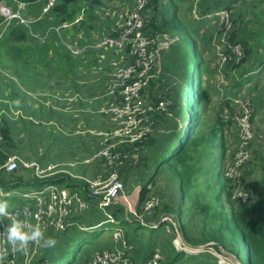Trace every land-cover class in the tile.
Here are the masks:
<instances>
[{
	"label": "trees",
	"instance_id": "16d2710c",
	"mask_svg": "<svg viewBox=\"0 0 264 264\" xmlns=\"http://www.w3.org/2000/svg\"><path fill=\"white\" fill-rule=\"evenodd\" d=\"M4 1L13 9H15L16 1L23 3L24 8L22 13L27 19H30L31 22L29 26L20 24L16 21H13L8 27H4L3 24H0L1 59L8 61L10 64L12 63L16 66L20 64L22 66H26L27 68H29L30 65L21 64L23 58H32L34 62L39 60L40 64H37L36 68L39 70L43 67L40 75L48 76L51 73V69V71L54 72L55 77L58 79V82L61 78H58L59 75L64 74L63 77L67 78L66 71L73 70L74 73V70L81 66L84 67L86 63H90L88 61L89 58L96 63L99 57L98 54L101 53L99 50L90 49L87 53L82 54L79 59H76L70 55L64 41L66 40V43H68L74 37L78 38L82 33H84L82 34V38L83 36L90 37V32L93 31L94 28H97L98 31H102L103 28L106 27V30H108L109 23L113 25L114 19L118 17L119 12L123 13L122 11H124V9L129 10L136 4V0H56L49 10L42 14V6L46 0ZM166 1L169 2L170 5L167 4L163 8ZM171 1L173 2V0ZM171 1L147 0L145 5L140 10L143 18V26L141 28L142 32L148 37L155 38V42L151 44L149 50L153 52V54H156V57L153 65L151 64L148 69L149 76L145 90L149 101L154 106L161 99L172 102L169 88L173 84L171 83L170 86L167 84L169 77L163 69L175 66L179 59L177 73L186 77V86L183 89L185 107L178 112L175 111L173 114L171 105L168 104L166 111L170 114L167 115V119L164 118L165 115H162L163 113H166V111L155 110L151 116L154 120V126L156 125L157 127L153 136L150 134L142 141L126 148L129 154H137L138 159L145 160L146 165L143 166L150 167L155 165V169L147 176V178L141 179L142 184L140 185L137 204L134 208L132 218H129L127 214H124V211L127 210L124 205L122 206L121 204H117L116 208L111 212L112 216L118 221V223H131L130 225L136 223L133 226L134 228L122 231V237L127 247L124 250L125 255L128 257L130 264H146L152 258V253L155 247L158 248L159 251H162V248L159 247L160 244L154 243L153 240L156 239V237L161 238L164 237V235H170L169 232L168 234H165L166 230L164 228V224H159L155 227V229H153L151 226L153 224V222H151L152 220L145 221V224H143V220H141L138 216V214L144 212L145 203L150 198L147 195L154 175L158 172V168L162 169L161 166L165 165L166 170L170 175V179L178 180V188L181 192L182 198L188 197L192 199V195L198 189V180L196 179V176L199 172L204 174L202 176L204 182L201 183V185L206 189L208 197L204 201L196 199V201L189 205L190 209L195 208L194 204L197 205L196 208L202 216V227L208 225V227L203 230L204 236L202 237V243L206 244L210 241L214 242L212 247H214L217 251L221 248L227 251V253L234 256L235 260L238 259L240 264H243L244 262V259L241 258V256L242 251L245 249L248 257L247 264H264V158L261 157L255 149L252 151V155H250L252 157H250L247 161L248 170L246 173H251L257 166H260L262 170L259 174V178L256 180L257 195L254 198L249 199L245 205H237L233 199L232 190L234 182L231 183V180L234 181V179H230L226 176L224 179L221 178V176L224 177V175L223 172H221V169H219V171H217L218 178L216 180L215 176L208 175V165L201 164V161L207 157V154H209L212 149H220V153L224 157L225 152H223L224 142L222 139V131L225 123L218 119L216 122H212V124L207 125L203 130H200L202 117V107L200 104L202 101L207 102L209 100L208 91L198 86L202 79V71L200 67L202 58L198 50L196 42L197 39L191 31L192 26L189 20L185 18L187 14L185 12L179 13L177 6H179L180 3H171ZM239 1L242 0H236L234 3H238ZM202 3L203 2H200V4ZM232 4V2L228 4L226 0H216L213 5H209L204 12L199 11V13H202L199 15L212 13L219 8L229 10L232 7ZM110 5L114 7L113 10H110ZM165 9H171L170 13H166ZM262 14V10L258 12L259 21L257 26L258 28L256 27L257 29H251L247 33L241 34L238 38H235V32H233L236 29L237 20L235 17L233 27L230 31V43H238L243 48V54L239 60L234 62L231 60L235 58V56L232 52H230L232 58L227 60L224 66L230 63L232 65L236 64L239 66V64H242V67L244 66L246 59L244 57V53H246L245 56H249V52L251 51L247 40L249 37L256 39L262 45L260 48H263L257 60L250 64L251 66L238 72V78L235 82L238 87L246 80L248 75L256 69L254 68L256 65L264 64V22L262 24ZM1 22L2 17L0 16V23ZM55 28H58V30H55ZM46 31H48L49 34L46 39L41 41L38 45L34 34H39L41 36L46 34ZM116 32L117 30L111 32V34L114 35ZM107 33H109V31ZM165 34H171V37H175V39L167 47L160 48L159 40L163 39ZM84 41L85 40H82L80 43L82 44ZM46 52L47 54L48 52H51V56L46 55ZM176 52H178L179 55V58L177 59L175 56ZM61 56L66 57L67 62H69L67 68H64V65L61 66L62 63L58 62V59ZM132 60L134 61V58H132ZM78 62H82L83 64L79 65ZM1 64L2 63H0V65ZM19 75L20 73L16 72L15 77L9 80L11 84L9 83L3 85L0 81V96H2V99L5 96H11L14 94L16 87L14 82ZM33 75L37 77L39 76V74L34 71L29 79L30 81L35 80ZM105 79H107V75L105 76ZM21 83L26 86V83L22 81ZM165 86L168 87L164 88ZM6 87L9 88V92L5 91ZM89 93L92 94L93 91H90ZM243 95L250 97L247 93ZM1 101L4 102V100ZM2 106H4V104L0 103L1 108ZM176 114H179V117L184 119V125L180 124L181 129L179 130L178 128L177 134L171 137L169 142L160 151L159 155H153V151L149 154L146 153L148 150L153 148L154 145H156V142L160 137V129L162 130L163 126L166 124V120H174L176 118ZM10 121H12L11 118L6 116V114L0 115V191L2 193H9L13 190H23L26 186L39 187L44 184V182L48 181L40 179H27L24 178V173L22 174L16 169L6 170L3 167V163L6 161L8 155L12 152H16L18 149L16 141H14L15 130H23L21 123L17 126L15 124L17 122ZM10 124L13 126V133L11 132ZM32 126H34V122L32 120L27 121L26 127L28 128ZM41 130L45 133L49 131L45 129L44 125H41ZM145 149L146 152L143 153ZM168 150L169 152L167 153ZM146 157L148 158L146 159ZM156 158H159L157 163ZM231 158L232 157L230 156L227 162L230 161ZM137 164L133 165L132 161L128 158L126 159V157L121 158V165L118 169L120 176L123 179L124 177L125 179L132 177V173L136 171ZM127 181H129V179H127ZM57 182L65 185H70L71 183L75 189L79 185L77 182H70L64 177H58ZM19 185L24 186L20 189ZM79 190L81 189L79 188ZM80 192L83 193V191ZM83 195L86 199H89V197L84 193ZM0 200H6L8 205H10L11 203L19 202V196L15 193L8 195L2 194L0 195ZM112 206L113 205L109 207ZM153 208L157 211L156 207ZM163 209H165L163 210V213H172V215H174L171 211L172 209H170V212H167L169 211V206L164 205ZM94 216L95 218L91 220L93 223L89 224L88 221L83 224V226H93L103 219L101 214ZM159 216L155 217L154 220H157ZM79 218L86 220V213L78 215L75 217V220L78 222ZM141 226L151 227L153 229V231H151L148 235L147 245L144 248H138L139 240L137 239V236L139 234L137 233V229ZM71 227H74L76 231L84 233L81 231L83 229L78 228L76 225H72ZM102 229L103 228H96L89 233L94 231L100 233ZM171 230H173V228H171ZM156 231H158V236H155ZM97 233H95L94 236H96ZM85 235L86 236H82L81 238L72 239L59 237V242H57L52 248L54 250H51L52 253L48 256L49 258H46L47 255L42 256V258L40 260H36L34 264L76 263L78 250L73 245L74 251H72V255L70 256V245L77 242L78 247L83 242L91 243V241H88L89 238H92L93 242L94 238L91 237V234L88 236L87 234ZM114 244L115 241L113 238H111L110 242H106L108 248H112ZM170 246L173 249L174 246L172 244ZM102 248L104 247H93L88 259V264L90 263L93 252ZM57 249L59 250L58 252H56ZM141 249H147V253L139 257L137 255V251H140ZM169 253L170 252H167L166 259H163V263L165 264H175L177 262V258H179L178 256L182 254V252L177 251L173 257H170ZM43 261H45V263ZM211 262L213 264H221L218 263L216 259H209L207 263L202 262L201 264H209ZM159 264H162V259L159 260Z\"/></svg>",
	"mask_w": 264,
	"mask_h": 264
},
{
	"label": "rangeland",
	"instance_id": "374dc122",
	"mask_svg": "<svg viewBox=\"0 0 264 264\" xmlns=\"http://www.w3.org/2000/svg\"><path fill=\"white\" fill-rule=\"evenodd\" d=\"M169 1V0H168ZM171 1V0H170ZM216 0H173V2H179V13H186V19L189 20L191 24V31L193 32L194 37L197 39V46L198 50L201 54L202 63L200 65L201 71H202V79L200 81V84L198 85L200 88L206 89L209 94V100L207 102L202 101L200 106L202 107V117H201V123H200V130H203L207 125L212 124V122H216L218 119L222 120L225 125L222 131V139L224 142V150L225 152L224 157L220 153V149H212L209 154H207V157H205L201 164L208 165V175L209 176H215V179L218 178L217 170L218 167H221L220 164L224 163L221 168V172H223L226 164L228 163L227 160L230 158V156L233 158L234 153L236 151V143H237V137L235 135L234 130L228 126V124L231 123L230 121V106H229V99L230 94L233 90V84L236 82L238 78V72L242 69H245L252 64L254 61L257 60L259 54L262 52L263 48H260L262 45L253 37H249L251 39L248 40V45L251 48V51L249 52V56H245L246 53H244L245 62L244 66L242 67V64H239L237 66L236 64L232 65L231 63L224 66L225 62H221L220 60L216 61V57H225V60H228L230 58V52H233L236 50V45H229L230 41V31L233 27V22L236 17V29L234 33L235 38H238L241 34H245L251 29H257L258 27V12L262 10V24L264 22V0H242L238 3L236 0H226L228 4L231 2L232 7L227 10V22L225 21H219V16L211 15L210 17H207L205 19V15H199L202 13H199V11L204 12L209 5H213V3ZM171 1V3H173ZM200 2H203L200 4ZM209 2V4H208ZM170 3L165 2V5H163V8ZM205 4V5H203ZM110 10H113V6H109ZM166 10V9H165ZM171 9H167L166 13H170ZM215 17V18H212ZM212 18V19H211ZM218 18V19H217ZM202 21V22H200ZM257 27V28H256ZM243 31V33H242ZM232 32V33H233ZM174 38L171 37V34L167 35V38H164L162 41V44H170ZM37 44L41 43L40 38L36 37ZM241 48V56L243 54V48ZM176 51V50H175ZM179 52V51H178ZM178 52H176L175 56L176 59L179 58ZM79 56V55H77ZM76 56V57H77ZM240 56V57H241ZM171 57V55H170ZM243 59V58H242ZM236 57L233 58L231 61L236 62ZM34 60H31V65L29 68L22 65H15L10 64L6 60H2L0 57V81L3 85L9 84V80L11 78L15 77L16 72H19L20 75L15 79V92L11 96H5L2 99V96H0V103L4 104L2 108L0 107V115L6 114L8 117H14L21 113H24L25 110H35L36 108L43 107L44 109H50L54 111L53 115L55 117V120L49 121L45 118H43L39 114L33 115L34 126L32 127H26L27 121L22 119V127L23 129H26L24 135L20 133V130H15L14 135V141H16V144L18 146V149L16 150L17 155L20 156L22 159L28 160L29 158L33 159H41L40 156L43 158L47 156L50 161H60L56 159H68L70 157L75 156L77 152V143L81 147H83L84 151H86V154L77 156V158H80L81 156L84 157L85 155L89 154L88 151L96 150L99 147L102 146V137L98 134H96L99 131L107 130L109 127L106 125L99 127V124L101 122V118L98 116L97 118L94 117L91 121L92 125L97 128V131L94 134L87 132L84 134L82 130L80 129L79 123L77 122V130L80 132L83 137L80 139L76 137L75 130L74 129H68L75 127V119H72L71 121H66V127L62 126L61 122L56 120L58 116L55 112L60 111L59 107L61 105L59 103L61 102H69L71 100H79V94L82 93H88L89 91H93L92 96L96 100V107L102 108L103 106L98 105L99 100L106 99L108 95V91L111 88V84L108 88L105 87V84L107 82V79H105L104 74L105 70L107 69L108 65H110V61H107V58H104L103 61H99L95 68H90L88 66H81L78 69L72 71H66L67 78V84H63L64 86H60V82H58L57 78L54 75V72L50 73L48 76H41V72L43 70V67L41 69H37L36 65L40 64L39 60H36L33 63ZM88 61L91 63L93 60L91 58L88 59ZM59 62V61H58ZM178 61L176 62L175 66L173 67H167L164 68L163 71L168 75L169 79L167 80V84L170 86L171 83L173 85L169 88V93L171 97V101H167V105H171L173 114L178 112L179 110L183 109L185 107V97L183 95V89L186 86V77L181 74L177 73L178 69ZM46 64V63H44ZM80 65V64H79ZM264 64L262 65H256L254 68H256L248 77L246 80L238 87L237 92H241L243 94L250 92L251 89H255V93L253 94L256 98L250 97L253 102V113L251 116V124H252V131H253V139L249 141L250 147V155H252V151L256 149V151L260 154L261 157L264 158ZM45 70V65H44ZM36 71L39 76H35L34 81H30V77L33 74V72ZM195 75V74H194ZM63 77L64 74L59 75L58 78ZM196 79V77H195ZM22 82L26 83V86L23 85ZM30 81V82H29ZM85 82H91L93 84V88L86 89V88H80L79 84L85 83ZM11 84V83H10ZM10 87V86H8ZM6 87L5 91L9 92V88ZM168 86H165L164 88H167ZM77 88V89H75ZM163 88V89H164ZM31 89L39 91V93H35L34 91H31ZM208 89V90H207ZM195 90V89H194ZM31 91V92H30ZM258 91L259 94L256 93ZM235 95V94H234ZM252 96V95H251ZM6 99H9L10 102L6 101ZM1 100H4L2 102ZM16 106V107H15ZM20 106V107H17ZM71 107V106H66ZM10 109V110H9ZM41 112V111H40ZM73 112V111H71ZM154 112L151 113V116ZM60 114V113H59ZM75 116H78V120L81 117V112L76 115L74 111ZM170 114L166 111V113H163L162 115H165L164 118L167 119V115ZM49 116V115H48ZM53 117V118H54ZM47 118V117H46ZM229 121L227 124L226 121ZM13 122V121H10ZM184 123V119L179 117V114H176V118L174 120H166V124L163 126L162 130L160 129V137L158 138V141L156 142V145L153 146L150 150L146 152V149L143 151V153H150L153 151L154 154L160 153V151L165 147V145L169 142L171 137L173 135L177 134L178 128H180V124ZM17 126H19L18 123H15ZM57 127H55V125ZM11 125V124H10ZM41 125L45 126L46 130H51V134L44 133L41 131ZM54 127H51V126ZM184 125V124H183ZM228 126V127H227ZM183 127V126H182ZM152 130L150 129V123H147V129L149 134L153 136L154 131L156 132V125L154 126V120H152L151 125ZM39 130V131H38ZM11 132L13 133V126L11 125ZM66 133V134H63ZM147 134V135H149ZM146 135V136H147ZM75 136L74 141H70L72 137ZM95 138H94V137ZM83 143L86 144V147L89 150H85V147ZM218 146V145H217ZM134 156V161H132L133 165H136V171L132 173V178H134L135 181L140 179V182L137 181L136 184L141 183V179L147 178V176L155 169L154 166L146 167L143 165H146V162L144 159H138L137 154H132ZM248 157L247 161L250 159V156ZM148 157H146L147 159ZM219 158V159H218ZM226 159V161H225ZM159 158H156V163ZM224 161V162H223ZM247 161L243 166H240L241 168L239 175L235 174L234 181L231 180V183L234 182L233 186V199L236 202L237 205H245L249 199L254 198L257 195V182L256 180L259 178V174L261 172V167L257 166L254 171L251 173H246L247 169ZM18 167V166H16ZM162 169L158 168V172L154 175L152 179V184L149 187L148 195L150 198H153L154 200V206L156 207L157 211L154 210V208L148 207V210L144 209V212L141 214H138L139 218L143 220V224L145 221L154 222V218L159 216L160 214H168V217L170 219L169 223L164 225V228L166 230L165 234L170 233L172 236H166L164 237H156V239L153 240L154 243H159V247L162 248V251L158 254L157 264H159V260L166 259L167 252H170V257H173L174 254L177 251L182 252L177 258V262L175 264H201L207 263L209 259L211 260H223L222 254L226 257V260L228 264H240L238 259L235 260L234 256L230 253H227V251L223 250L222 248L217 251L214 247L213 250L211 248L205 249L203 248L204 243H202V237L204 228H207L208 225L205 227H202V216L198 212L196 208V204H194V209H190V204H192L196 199L204 201L207 199V192L206 189L201 185L203 183V175L201 172H199L196 176V179L198 180V189L195 191V193L192 195L191 198H182L181 192L179 190L178 186V180H171L170 175L168 171L166 170L165 165L161 166ZM99 168H101V165L95 162H91L90 164H80L77 168H74L73 171L77 174L81 173L88 177H93L97 174H99L101 171H99ZM264 171V169H263ZM146 172V173H144ZM20 173L23 174V169H20ZM25 175L24 178L27 179H35L33 178L29 173L24 172ZM224 174L227 175V173L224 172ZM221 178H225L221 176ZM124 183V193L127 195L126 201L127 203L130 202L132 205V208L127 209V211H124V214H127L129 218L133 217V210L137 204V198H138V191H139V185L135 184H127L125 181V177L120 178ZM231 179V178H230ZM171 181L177 182L176 184L171 185ZM236 182V187H235ZM126 183V185H125ZM20 189L24 185H19ZM34 187L32 186H26L24 189L31 190ZM19 190L16 191V194H19ZM0 195H2V192L0 191ZM81 195V194H79ZM125 195V196H126ZM129 195V196H128ZM242 196V198L240 197ZM123 198L124 196L119 197V200L117 203L113 204L112 207L107 208V212L105 210V213L100 210L97 207V201L91 203V206L88 210L82 212L86 213L87 219L79 218L78 224L83 225L89 221V224L93 223L91 220L95 218L94 215L101 214L102 218L105 216V214H110L115 208L117 204H121L123 206ZM6 201V200H4ZM167 205L169 206V211L172 213H163L165 209H163V206ZM74 213V212H73ZM112 214V213H111ZM131 222V221H129ZM136 222V221H134ZM208 223V222H207ZM105 223L103 225H99L96 228H103L100 233H97L96 236H94V232L89 233L92 230H95L96 228H83L84 233L76 231L74 227L69 226L66 229V232L62 235L57 234L56 236H52L54 234V230L52 228H47L44 230L45 236L53 237L56 240V243L59 242L58 238L65 237L68 238H81L82 236H86L85 234L90 235L94 238L92 242V238H89L88 241H91V243H82L77 247V242L75 244L70 245L71 251L70 256L72 255V251H74V246L78 250L77 257H76V263L73 264H88V259L91 254V250L94 246H103L104 248H108L106 245V242H110L111 238L115 239L114 230L119 228L121 231H124L125 229L134 228L133 226L136 223ZM211 225L210 223H208ZM173 228V230H171ZM72 229V230H71ZM155 229V226L153 227ZM151 227L141 226L138 227L137 233L139 234L137 236L138 241V248H144L147 245V238L148 235L153 231ZM158 231L155 232V236H158ZM89 233V234H88ZM189 246H200V251L198 253L192 254L188 253L183 250H177L179 249L176 246V241L179 240L181 243L184 244V242ZM81 242V241H80ZM206 243V242H205ZM173 245V249L170 245ZM184 244V246L187 247V245ZM206 244H209L213 246L214 242H207ZM74 245V246H73ZM51 248H41L37 243H29V245L24 250H18L16 249V261L18 264H34L36 260H40L42 256H46V258L52 253L51 250H54ZM175 249V250H174ZM158 250V248H154V252ZM177 250V251H176ZM59 250L57 249L56 252ZM46 253V254H45ZM147 253V249H141L140 251H137V255L140 257L141 255H144ZM213 253H219L220 256H216ZM49 258V257H48ZM241 258L244 259L243 264H247V252L244 249L242 251ZM246 261V262H245ZM45 263V261H43ZM209 264H213L212 262Z\"/></svg>",
	"mask_w": 264,
	"mask_h": 264
},
{
	"label": "built area",
	"instance_id": "2783aa9c",
	"mask_svg": "<svg viewBox=\"0 0 264 264\" xmlns=\"http://www.w3.org/2000/svg\"><path fill=\"white\" fill-rule=\"evenodd\" d=\"M56 0H46L42 6V14L46 13ZM147 0H136L133 8L127 10L122 17V26L117 30V34H104L101 38L92 44L68 45L69 53L77 56L90 49L99 50L106 47L116 49L122 57L117 62L116 71L113 75L111 88L108 91L109 97L113 98V103L109 106H103L100 112L110 116V127L107 130L99 131L96 134L102 137V146L84 157L68 161H41V159L29 158L28 160L20 158L17 153L12 152L8 155L3 167L6 170L16 169L23 173H29L33 178L48 180L39 187L31 190H19V202L11 203L8 208V215L0 217V229L11 223L12 220L19 219L25 224V227L37 225L44 231L47 228L54 230V235L62 234L69 226L76 225L78 228H96L105 223H116L117 220L112 214H105L103 219L93 226L79 225L75 217L89 209L91 203L97 201V207L105 213L107 208L118 202L119 197L124 196L123 205L132 208L130 202L127 203L124 193V183L120 179L119 166L121 158L126 157L134 161V156L129 154L126 148L137 142L142 141L149 134L147 123L152 125L151 113L155 110L166 111L167 100L161 99L154 106L148 99L145 90L148 80V69L155 61L156 54L149 50L155 38L146 36L141 28L143 18L140 10ZM24 4L16 1L15 9L8 5L4 0H0V16L4 27H8L13 21L29 26L31 20L27 19L22 11ZM219 16V21L227 22V10L219 8L218 10L205 14V18L211 15ZM58 30V28H56ZM159 40V47H167L169 44H162L164 38ZM175 39V37H173ZM173 39V40H174ZM172 40V41H173ZM236 50L233 55L239 59L241 56V46L236 44ZM134 58V61L132 58ZM232 58L230 54V60ZM225 57H217V61L225 62ZM264 67V66H263ZM230 121H226L237 137V147L233 158L226 164L224 176L234 179L235 174L239 175L249 155V141L253 139L251 116L254 110L253 102L250 97H246L241 92L231 95L229 99ZM227 126V127H228ZM147 135V136H146ZM150 135V134H149ZM129 154V156H128ZM95 162L101 165L99 174L88 177L81 173L73 171L80 164H90ZM18 166V167H16ZM58 177H64L70 182H77L79 185H65L57 182ZM236 187V182H235ZM79 188L81 190H79ZM18 191V190H17ZM80 191L89 197L86 199ZM16 194V190L4 195ZM81 194V195H79ZM242 198V196H240ZM155 207L153 198H149L144 206ZM74 212V213H73ZM134 212V210H133ZM170 221L168 214H161L152 227L159 224H168ZM145 224V223H144ZM100 227V226H99ZM114 241L118 246L111 248H102L94 251L91 264H130L128 257L125 255L126 243L122 237V231L117 228L113 231ZM180 240L181 237H179ZM183 241V240H182ZM184 242V241H183ZM177 250H183L188 253H198L200 246H189L185 242L184 246L179 240L176 241ZM203 248H212L211 245L205 244ZM26 249V248H25ZM24 249V250H25ZM16 248L10 246L2 234H0V264H18L16 261ZM159 250L153 251L152 258L146 264H157ZM217 257L221 254L213 253ZM223 260L218 263L228 264L226 257L222 254ZM219 258V257H218Z\"/></svg>",
	"mask_w": 264,
	"mask_h": 264
},
{
	"label": "crops",
	"instance_id": "0c3cea01",
	"mask_svg": "<svg viewBox=\"0 0 264 264\" xmlns=\"http://www.w3.org/2000/svg\"><path fill=\"white\" fill-rule=\"evenodd\" d=\"M126 10H128V9H124V11H122L123 13H121V12H119V14H118V17L116 18V19H114V22H113V25L112 24H110L109 23V25H108V30H106L107 28L106 27H104L103 28V30L101 31H98V29L97 28H94V30L93 31H91L90 32V37H88V36H83V38H82V34H84V33H82L78 38H73L71 41H69L68 43H66L67 41L65 40L64 41V43H65V45L66 46H68V45H71V46H75V45H82L80 42L82 41V40H85L83 43H85V44H92L94 41H96V40H98L99 38H101L104 34H111V32H113V31H115V30H119L120 28H121V26H122V17H123V14H124V12L126 11ZM114 13H117V12H114ZM55 30H57L56 28H55ZM109 31V33H107ZM115 33V32H114ZM49 34V32L48 31H46V34H43V35H39V34H34V36L35 37H38V38H40V40L41 41H43V40H45L46 39V37H47V35ZM117 34V33H116ZM116 34H111L112 36H115ZM89 51V50H88ZM88 51H86V52H83L82 54H85V53H87ZM98 51V50H97ZM99 51H101V53L100 54H98L99 55V57H98V60H97V62L95 63V62H92V63H86V65L85 66H88V67H90V68H95L96 67V65L98 64V62L99 61H103L104 60V58H107V61H109V60H111L110 61V65H108V67H107V69L105 70V74H104V77L107 75V82H106V84H105V87L106 88H108L109 86H110V84H111V81H112V78H113V75H114V73H115V71H116V65H117V62L120 60V58L122 57V54H119V52L116 50V49H114V48H112V47H106V48H102V49H99ZM82 54H80L79 56H73V55H71V56H73L74 58H76V59H79L80 58V56L82 55ZM46 55H48V56H51V52H48V54H47V52H46ZM31 60H33L32 58L30 59H24L23 58V60H22V62H21V64H24V65H31ZM58 61L59 62H61L62 64H61V66H63L64 68L66 67L67 68V66H68V63L69 62H67V60H66V57H63V56H61L59 59H58ZM218 62V61H217ZM33 63H34V61H33ZM55 63V62H54ZM78 64H83L82 62H78ZM20 65V64H19ZM219 65V64H218ZM53 67H54V64H53ZM50 72L52 73L53 71H51V69H50ZM251 74V73H250ZM249 74V75H250ZM66 78H64V77H62L61 76V78L59 79V82L61 83V84H59L60 86H64L63 84H67V80H65ZM77 86H79L80 88H86L87 90L88 89H91V88H93L94 86H93V84H91V82L89 83V82H85V83H81V84H79V85H77ZM233 90H232V92H231V94H230V96L231 95H234V94H236L237 93V91H238V86H236V83H234L233 84ZM75 89H77V88H75ZM31 91H34L35 93H39V91H36V90H33V89H31ZM30 91V92H31ZM90 92V91H89ZM80 93L79 94V100H71V101H69V102H67V103H65V102H61V103H59L60 105H61V107H59V110L60 111H58V112H55L56 113V115L58 116V118H56V120H58V121H60L61 122V124H62V126H64V127H66V121L64 120V119H66L67 121H71L72 119H75V127H73V128H68V129H74L75 130V135H76V137H78V138H82L83 137V135H81L80 134V132L77 130V122L79 123V126H80V129L82 130V132L85 134L86 132H87V134L88 133H91V134H94L96 131H97V129H98V127L97 128H95L93 125H92V123H91V121H92V119L94 118V117H100L101 118V122H100V124H99V127H101V126H104V125H106L107 127H110L111 125L109 124L110 123V121H109V119H110V116L107 114V115H105V114H103V113H101L100 112V109L101 108H99V107H96L95 108V105H96V100L93 98V97H91L92 96V94L91 93ZM255 93V89H251L250 90V92H248L247 94L248 95H250V97H254V98H256L253 94ZM256 93L257 94H259L258 93V91H256ZM246 94V93H245ZM252 95V96H251ZM6 101H8V102H10L9 101V99H6ZM99 101H101V102H99L98 103V105H101V106H109L110 104H112L113 102V98H111V97H109V96H107V98L106 99H102V100H99ZM110 102H112V103H110ZM66 106H71V107H66ZM16 107V106H15ZM17 107H20V106H17ZM10 110V109H9ZM41 111V112H40ZM71 111H73V112H71ZM74 111H75V113H76V115H78V113H80L81 112V117H80V119L78 120L77 118H78V116H75V114H74ZM53 113H54V111H52L51 110V108L48 110V109H44L43 107H39V108H36L35 110H30V111H27V110H25V112L24 113H21V114H19V115H17V116H14V117H10L11 118V120L13 121V122H17L19 125H20V123L22 124V119H24V120H26V121H30V120H32L33 122H36V121H34L32 118H33V115L34 114H39V115H41L43 118H45V119H47V120H49V121H53V120H55V117H54V115H53ZM60 113V114H59ZM49 115V116H48ZM47 117V118H46ZM54 117V118H53ZM55 125V124H54ZM51 127H54L53 125L51 126ZM55 127H57L56 125H55ZM35 128H37V127H35ZM25 131H26V129H23V130H21L20 131V133H22V135H24V133H25ZM39 131V130H38ZM42 131V130H41ZM43 132V131H42ZM45 133V132H44ZM48 134H51V130H49L48 132H47ZM63 134H66V133H63ZM88 135H90V134H88ZM94 137V136H93ZM69 138H71V140L70 141H74L75 140V136H72V137H69ZM95 138V137H94ZM83 145H84V147H85V150L87 149V150H89L87 147H86V144L85 143H83ZM93 151V150H92ZM92 151H88V153H91ZM77 154L75 155V156H73V157H70V158H68V159H56V160H60V161H68V160H76L77 159V156H80V155H84V154H86V151H84V149H83V147H81L80 145H78V143H77ZM17 153V152H16ZM42 156V155H41ZM40 156V158H41V161H50L48 158H50V157H48L47 158V156L46 157H44L43 156V158ZM36 159V158H35ZM38 160V159H37ZM127 179H129V181H127ZM127 179H125V181L127 182V184H135V185H139V189H140V185L142 184V183H138V184H136L137 183V181L139 182V180H137V181H135L134 180V178H132V177H129V178H127ZM177 182H173V181H171V185H173L174 186V184H176ZM125 185H126V183H125ZM138 193H139V191H138ZM126 195V194H125ZM129 196V195H128ZM126 197H127V195H126ZM124 207L126 208V210H127V207L124 205ZM156 221V220H155ZM154 221V222H155ZM116 246H118V243H116L115 242V244L112 246V248L111 249H113L114 247H116ZM94 253V252H93ZM93 255V254H92ZM91 258H92V256H91ZM89 264H91V259H90V263Z\"/></svg>",
	"mask_w": 264,
	"mask_h": 264
},
{
	"label": "clouds",
	"instance_id": "9594fccd",
	"mask_svg": "<svg viewBox=\"0 0 264 264\" xmlns=\"http://www.w3.org/2000/svg\"><path fill=\"white\" fill-rule=\"evenodd\" d=\"M224 163L220 164L221 167H218L217 170L221 169ZM8 208L7 201L0 200V217L8 215ZM0 234L3 235L10 246L18 250L25 249L29 243H37L41 248H51L56 244L53 237L45 236L41 227L33 225L26 228L24 222L19 219L12 220L11 223L5 225L0 229Z\"/></svg>",
	"mask_w": 264,
	"mask_h": 264
}]
</instances>
